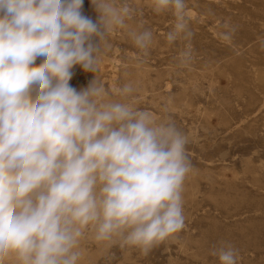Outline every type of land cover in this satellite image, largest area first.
Here are the masks:
<instances>
[{
	"label": "clouds",
	"instance_id": "clouds-1",
	"mask_svg": "<svg viewBox=\"0 0 264 264\" xmlns=\"http://www.w3.org/2000/svg\"><path fill=\"white\" fill-rule=\"evenodd\" d=\"M0 0V264H79L81 242L119 244L148 253L185 226L184 182L191 171L187 136L171 120L109 99L95 73L117 28L142 52L147 28H130L129 0ZM172 12L169 44L191 39L186 0H151ZM221 33L224 40L235 31ZM38 58L42 62L36 64ZM193 59L185 48L181 66ZM75 66L94 74L70 85ZM134 91L130 84L121 97ZM219 264H237L221 242Z\"/></svg>",
	"mask_w": 264,
	"mask_h": 264
},
{
	"label": "rangeland",
	"instance_id": "rangeland-1",
	"mask_svg": "<svg viewBox=\"0 0 264 264\" xmlns=\"http://www.w3.org/2000/svg\"><path fill=\"white\" fill-rule=\"evenodd\" d=\"M129 3V27L150 29L153 43L142 52L128 29L113 30L95 75L109 99L171 120L187 136L185 226L146 254L86 234L79 264H219L212 251L221 242L238 251L237 264H264V0H186L193 35L171 44L172 12L156 13L151 0ZM83 14L97 19L90 0ZM225 24L235 29L229 40L221 37ZM189 47L193 59L181 66ZM73 72L77 90L94 78L80 66ZM126 84L134 91L121 97Z\"/></svg>",
	"mask_w": 264,
	"mask_h": 264
}]
</instances>
